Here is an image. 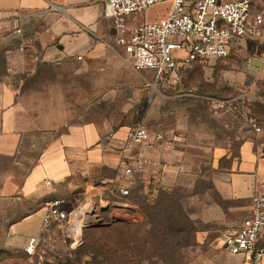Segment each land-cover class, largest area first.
<instances>
[{
  "label": "crops",
  "instance_id": "0c3cea01",
  "mask_svg": "<svg viewBox=\"0 0 264 264\" xmlns=\"http://www.w3.org/2000/svg\"><path fill=\"white\" fill-rule=\"evenodd\" d=\"M107 20L97 0H0V198L27 209L10 224L9 241L23 247L28 236L38 235L46 206L56 198L102 202L107 206L101 213L130 216L143 199L149 203L160 190L185 186L186 174L198 171L205 161L221 196L200 200L204 205L200 220L225 228L241 225L251 215L253 196L264 191V120L260 132H246L234 155L233 140L239 139L236 126H227L223 137L206 131V135L194 134L206 125L204 121L198 120L196 127L180 117L173 101L166 102L170 104L166 111L162 103L154 102L140 115L150 130V139L137 148L147 167L131 191L129 210L118 213L116 208L124 207V200L107 191L117 185L120 148L135 126L133 121L122 126L107 119L60 121L51 117L60 113V106L41 111L39 105L33 111L22 102L57 97L54 85L62 88L57 97L61 98L64 85L80 80L94 97L95 68L105 73L111 64L122 67L111 58L115 47L105 29ZM80 52L90 57L86 72L73 59ZM102 78L97 90L104 94L109 87ZM131 90L144 91L137 85ZM222 257L223 264H252L243 255L226 252Z\"/></svg>",
  "mask_w": 264,
  "mask_h": 264
},
{
  "label": "rangeland",
  "instance_id": "374dc122",
  "mask_svg": "<svg viewBox=\"0 0 264 264\" xmlns=\"http://www.w3.org/2000/svg\"><path fill=\"white\" fill-rule=\"evenodd\" d=\"M169 7V2L156 4L130 20L155 21ZM254 10L264 15V0H256ZM107 23L108 20L105 29L115 47L111 58L119 60L122 67L111 64L105 73L95 68L94 97L88 94L85 80H80L64 85L61 98L57 97L62 88L54 85L52 90L58 92L57 97L23 98L24 105L33 111L39 105L43 106L41 111L60 106V113L51 116L60 121L107 119L112 125L122 126L132 121L134 125H147L140 117L142 113L152 109L156 101L166 111V105H170L166 102L173 101L185 122L192 121L196 127L198 120L205 122L206 128L201 127V131L197 128L194 134L206 135V131L207 135L223 137L227 126H236L239 139L233 140L232 146L233 154H237L246 132L252 129L250 117L264 120V32L256 40L241 41L225 60L189 64L157 83L155 71L133 72L126 62L124 48L117 46V32L108 28ZM73 59L86 72L84 65L90 61L89 54L80 52ZM248 59H251L250 65L246 63ZM102 77L109 87L104 94L97 90ZM135 85L142 87V94L131 90ZM208 98L236 100L229 112L216 114ZM183 183L185 186L175 187L169 194L162 192L158 197V193L156 203L140 201L146 214L137 210L119 218L110 217L108 212L100 213V221L83 230L82 242L78 245L65 242L61 233L55 232L52 240L41 247L44 264H223L222 256L227 251H223L221 241L226 226L205 225L199 218V212L204 209L200 200L221 196L215 189L209 162L201 163L198 171L186 174ZM25 213L23 204L0 198V264H34L20 243L9 241L10 224Z\"/></svg>",
  "mask_w": 264,
  "mask_h": 264
},
{
  "label": "built area",
  "instance_id": "2783aa9c",
  "mask_svg": "<svg viewBox=\"0 0 264 264\" xmlns=\"http://www.w3.org/2000/svg\"><path fill=\"white\" fill-rule=\"evenodd\" d=\"M97 1L105 8L107 27L117 32L116 43L124 48L126 62L137 72L155 71L157 83L191 63L225 60L241 41L256 40L264 32V15L254 10L256 0ZM164 2H169L170 7L160 19L130 20L133 15ZM246 63L250 65L251 59ZM235 100L208 98L216 114L229 112ZM249 123L253 131L262 130L258 118L251 116ZM149 139L150 130L143 123L133 126L125 136L120 148L118 182L107 191L124 200V207L116 208L118 213L127 212L131 206V191L147 167V160L137 148ZM46 183L50 185L49 180ZM106 206L89 199L78 203L63 198L51 200L46 206L40 233L26 238L24 252L34 264H44L41 247L52 240L55 232H60L63 240L71 245L80 244L83 230L100 221L101 209ZM222 241L229 254L243 255L252 264H264V191L253 196L251 215L241 225L224 229Z\"/></svg>",
  "mask_w": 264,
  "mask_h": 264
},
{
  "label": "trees",
  "instance_id": "16d2710c",
  "mask_svg": "<svg viewBox=\"0 0 264 264\" xmlns=\"http://www.w3.org/2000/svg\"><path fill=\"white\" fill-rule=\"evenodd\" d=\"M191 64H193V63H191ZM259 120L261 121V123H263V120H261L260 118H259ZM162 192H163V193H167V194H169V191H161V190H160V191L158 192V193H159V194H158V197L161 195ZM131 193H132V192H131ZM158 197L154 198V200H153L152 202H153V203H156ZM129 198H130L129 200L131 201V199H132V198H131V194H130ZM131 203H133V202L131 201ZM142 209H143V204L140 203V207H138V212H140V213L143 212L142 214H146V213H145V210L143 209L144 211H142Z\"/></svg>",
  "mask_w": 264,
  "mask_h": 264
},
{
  "label": "water",
  "instance_id": "95a60500",
  "mask_svg": "<svg viewBox=\"0 0 264 264\" xmlns=\"http://www.w3.org/2000/svg\"><path fill=\"white\" fill-rule=\"evenodd\" d=\"M104 211V210H103Z\"/></svg>",
  "mask_w": 264,
  "mask_h": 264
}]
</instances>
